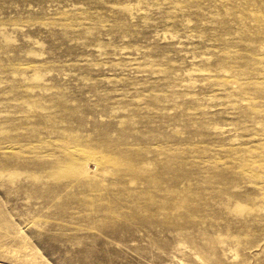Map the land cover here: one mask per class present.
I'll return each instance as SVG.
<instances>
[{
    "label": "rangeland",
    "instance_id": "rangeland-1",
    "mask_svg": "<svg viewBox=\"0 0 264 264\" xmlns=\"http://www.w3.org/2000/svg\"><path fill=\"white\" fill-rule=\"evenodd\" d=\"M0 264H264V0H0Z\"/></svg>",
    "mask_w": 264,
    "mask_h": 264
}]
</instances>
